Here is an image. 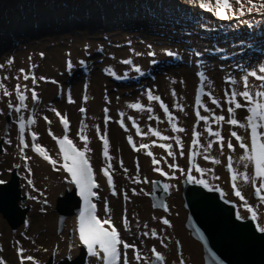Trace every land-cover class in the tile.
<instances>
[{"label":"bare ground","instance_id":"bare-ground-1","mask_svg":"<svg viewBox=\"0 0 264 264\" xmlns=\"http://www.w3.org/2000/svg\"><path fill=\"white\" fill-rule=\"evenodd\" d=\"M191 9L195 12L193 7ZM191 9L189 7H186L185 9H183V11L186 15L191 14L192 17H202L206 25L212 22L209 18V15L204 13L196 14ZM195 27L197 29V26ZM94 29L96 28L94 27ZM81 30L83 31L78 33L75 32L77 35H75L72 31H68V35L65 34L66 36L57 35V33H54V31H48L45 36H40L41 34H39L38 32L31 33L30 31H27L23 35H16L15 33V35L10 33L6 35H0V63H4L6 60L14 58V63L12 65L5 64V67L0 69V84H3L6 89L12 93L10 97L6 98L3 96L4 88H0V113H4L9 101H11L13 104L15 102L13 94L15 88H11V85H13L14 79L17 76H20L19 69H25L27 72H29L30 75L34 74L38 81L35 86L37 87L39 93L38 101L35 102L34 109L38 110L41 107L42 108L41 114H38L36 113V111H34V123L32 125V129L38 134V139L36 142L43 146L48 153L53 154L55 160L58 162L57 153L51 143L52 135H49V129H51L52 134H56L58 132V129L54 121L53 124H49V119L48 121H46L44 117L49 118L51 115L53 117L55 116V112L51 110L53 109L52 106H58L64 112H67V110L69 109L71 112H73L77 107L84 106L86 108V113L78 117L75 136L77 137L80 134H86L85 136H87L88 139L84 143V146L89 149V151H87L88 156L96 165V167L101 164H109L108 162L110 161V158L112 159L113 156L116 162L115 165L117 164L123 171L122 179L117 183L118 195L112 196L103 191L101 187L96 190L98 196L100 197L99 200L101 201V204L104 205L102 207V211L105 212L104 214L110 215L113 210V203L115 205L118 204L119 201L121 202L124 211L120 213L121 215L119 218L122 222L123 217H127L130 228V231H127V235H129V237H133V239L136 241L134 243L138 245V247L141 246L140 252L143 256L147 257L148 260L152 254L150 249L153 245H155L157 251L161 252L165 257V260L163 262H159L158 264H180L181 259L185 262V264H203L200 243L195 240L192 237L190 231L184 227L186 211L182 207L183 200L179 198L177 191V182L180 172H176L174 174V178H168L171 182L170 187L172 190V194L169 198H167L166 203L168 211H161L151 208L149 199L146 197L148 183L134 184L131 179L132 177H135L143 180V175L145 174H139V170L137 171L136 169L137 165L134 162H139V167L143 168V170L147 173L146 167L148 165H152V163H148L151 158L146 157V160H144L143 158L138 159L136 158V156L131 155L130 150L125 144L123 132L120 129V121L123 119L126 120L129 114L133 115L135 118H141L145 116V119H143L144 124H140L139 126H148L151 123L149 119L150 113L147 111L149 107L153 109L152 112H155L158 115L156 121L153 120L154 124L164 126V129L165 126L168 128L171 123L176 124L175 119H173L172 122H169L168 117L164 114L163 110L158 108L156 111V108L153 106V102H149L147 100V90L149 89V87H147L146 84V82L148 81V77L146 75L138 80V84L120 85L122 81L127 80L128 78L116 79L113 77L116 80V84H112L110 83V80H108V78L112 76L108 75L106 72L107 68H111L120 76H123L124 73L127 72L129 77L131 74L129 66L121 64L120 61L125 58H132L133 60L136 59L137 56L130 52V48L134 49L135 52H140V50H142V47H146L147 45H149L150 40H153L159 36L162 29H156L155 31L151 29H147L145 31L142 30L139 35H135L137 37H144L141 38L140 45L129 41V35H126L124 32H122V30L110 33L109 29L105 28L104 30H106L107 32H100L98 34L99 38L95 41L88 39L89 37L87 36L90 33H95V30ZM226 31L228 30L221 31L219 36L224 35ZM10 40L13 41L12 44L9 43ZM127 41H129L130 43ZM205 46H208L210 50L213 51L214 46L208 40V33H204L201 44L197 45L198 50L201 52L206 51V49H204ZM78 50L83 53L80 54ZM211 59L215 60V70L223 69L222 66L224 65L220 64L217 56H214ZM80 60L85 61L84 65H81L79 63ZM68 61H71L72 63L71 69H68L66 66ZM202 63V71L206 72V75L208 77V81L205 85V91L211 92L218 99L223 100L221 97V92H219L221 77L219 78V82L217 85L216 80L210 79L209 73L207 72V69L213 67L210 66L209 62ZM260 63H264V55L253 57V62L250 61L249 65L246 68L257 67ZM141 66H144L142 67L144 69L146 68L143 64H141ZM60 69L61 71H59ZM188 69L191 70V81L188 89V94H190L191 115V104L196 74L193 77L192 66ZM77 72L79 74L84 73V76L78 79L75 78ZM9 73H11V75L15 74L16 76L8 85L9 79L5 80V77H10ZM242 75L243 73L241 72H238L236 74L235 79H237L238 81L236 85L237 91L243 90L242 82L240 81V77ZM40 77H44L45 79L41 80ZM166 78L167 80H163V83L161 82L162 79L159 78L154 85L159 83L160 90L157 93L154 90L152 92L154 95L161 96L162 89L163 93L168 96V101H171L173 99L172 107L171 105H167L170 111L172 108L173 112L174 109L176 112H180L181 108L184 110V119L182 123H179L178 125L176 124V126L185 129V131L180 133L173 131L170 132V134L175 138L178 136L181 140L182 137L185 138V136L187 135L188 129L189 138L192 115L189 123V99H187L186 101L185 94L186 87H188V82H186L185 84L182 83L181 81H179L180 78H175L173 74ZM193 78L194 81L192 80ZM53 81H55V83H53ZM17 82L21 86L27 83L29 91L27 93L26 103H28L31 97V80L25 82L21 76V78ZM258 83L259 82L255 79L249 78V84L256 85ZM124 86H130V95L121 94L126 89L120 87ZM111 89H113L114 92L109 94L108 91L110 92ZM173 90H175V95L172 94ZM253 92H255L254 88ZM54 94L58 96V101L51 103L50 98ZM69 95L71 96L72 100L75 101L74 103L68 102ZM84 97H87L86 102L84 101ZM204 99L207 103L206 97ZM136 102L142 105L141 110L130 109L128 107L130 103ZM208 103L210 107L215 108V106L210 105V101ZM106 107L109 109L108 116L110 117L107 124H105L104 121V109ZM226 109L227 104H225L224 107L220 110L215 109V111L216 114H221L223 113V110L226 111ZM200 111L202 112V109H200ZM242 111L244 110H236V118L241 122H245V116H242ZM120 113H123V116H121ZM170 115H172L173 118H177L174 117L173 114ZM2 117H4V114H0V124ZM14 120L15 115H13L12 113V123L10 126V131L11 133L14 132L15 146L13 147V152L11 151L10 146H8V151L0 157V164L4 161L11 163L12 157H15V160H13V162L19 164L20 170L23 173V181L27 185V179H31L37 189L36 191H33L27 185L30 195L35 196L36 200L29 199V201L32 203L30 218L31 220L25 226L20 228L15 236H10L9 239L5 238L3 236L4 229L2 224L0 223V259L5 260L7 264H18L16 252L18 248L23 247V249L25 250L24 255H31L35 258L36 261L41 260L46 253L53 252L54 255H51H53V257L58 260V264L65 263V260H72L74 258L73 256H76L78 252V241L76 235L73 232V229L75 227V217L66 214L67 207H65L64 205L62 207L61 205H58V201L66 195L61 194L65 193V189L70 188L71 184H63L61 181V178L65 177L63 173L60 172V175H58L54 171V168H59V163H57L55 166H45L41 162L37 161L28 152L24 154L27 157L31 158L27 161V163L22 159L18 161V159L16 158L17 147ZM68 122L70 131L71 123L69 119ZM81 123H83V129H81ZM102 124L104 126H102ZM211 126L217 127V131H220L222 127L215 125L214 122ZM97 128L100 129L99 134L107 131L112 135V139L111 141H109V155L108 158L104 159V163H101L98 160V140L94 139V136L98 134ZM171 129L172 128H169V130ZM204 129L205 125L203 124V122L199 121V125L196 131L202 133L203 135L198 138L197 144L194 147V152L196 154L194 155L193 163L191 164L193 175L194 177L205 179L207 182H209L210 185L221 186L224 191L223 194H225L226 196L235 197L232 187L233 173L226 172L223 170V168L224 166L228 167L227 157L231 155L233 158V172L239 171L240 173H243L245 171L243 168V164L245 162L239 159L242 155V150H240L237 146L236 151L232 153L227 149V145H224L223 152H221L219 146L216 145V149L213 147L211 150L205 153L204 148L207 144L205 136H207V133L204 131ZM222 129L224 128L222 127ZM232 130H236L238 134L246 136L243 129L233 127ZM139 138L149 139V137H147L145 134L135 135L133 144L135 143V140ZM232 139L233 143L235 144L236 142L234 138ZM40 141H47V145L41 144ZM187 141L185 143L184 154L186 152ZM142 144L145 143L143 142ZM225 144H227V142ZM112 149L114 151L113 155L111 153ZM151 150L154 154V157L157 159L158 164L163 166V170L168 172L169 174H172V169L168 167V160H166L164 157L165 155L160 152L161 148L155 145L152 146ZM205 155L209 156V160L204 159ZM178 158L179 154H177L176 156V159ZM213 158L215 160H219L220 163H212L211 160ZM144 161H147V163H145ZM165 161H167V163H165ZM198 162L200 163V166L205 169L203 176H201V174L198 175L194 171V168ZM184 164L185 171L187 166L185 159ZM27 168H31L32 175L28 174L26 170ZM125 168L128 169L127 173H125L124 171ZM110 170L113 175V182H115L114 187L116 189V169L111 168ZM247 171L250 176L251 167H249ZM154 175L156 176L155 171ZM217 176L219 177V179L215 178ZM235 183L237 185L236 190H240L242 192V195L247 198V200L251 204L254 205V211H256L258 214L259 222L264 224V219L262 218L264 217V201L253 199L252 196L249 197V193L251 194L252 192V183L250 181L245 182L243 175L238 176ZM141 188L144 190L143 192H140ZM133 189H136L135 195H133ZM22 191L23 190L21 187V192ZM125 195H127L128 197L127 200L124 199ZM19 200L21 201L20 194L18 195L16 201L17 210H21L22 207L20 206V204L25 205L26 202L24 199L19 204ZM41 200H44V202L45 200H47V203H45L42 213H37V201H39L40 203ZM94 201L97 204V215L99 218H101L100 216H102L103 214L101 213L100 207L98 206V200L95 199ZM105 202H107L108 206L107 211H105ZM243 205L244 204L242 202H238V210L243 214V216H245L246 207H244L242 210ZM28 209L29 207L26 206L25 210L27 211ZM153 217H156V219H153ZM161 217L167 218L170 221L172 227L163 225L160 222ZM145 224H147V228L144 227ZM153 229L157 231L160 239L154 240L151 238V231ZM117 230L120 231V229L118 228ZM144 231L149 232L148 237H144L142 235ZM161 240H163V244L161 243ZM18 241L19 243H17ZM164 245H167V247H165ZM69 246H71V248ZM128 255L130 257L133 256L132 250L128 252ZM69 256L71 257L70 259L68 258ZM43 262H41V264ZM91 264H99V262L92 258ZM132 264H136L135 260L132 261Z\"/></svg>","mask_w":264,"mask_h":264},{"label":"snow or ice","instance_id":"snow-or-ice-1","mask_svg":"<svg viewBox=\"0 0 264 264\" xmlns=\"http://www.w3.org/2000/svg\"><path fill=\"white\" fill-rule=\"evenodd\" d=\"M190 4L194 7H198L199 10H203L207 13H211L215 16L216 19L221 21H233L236 20L238 23L236 24V28H239L240 25H243L247 29L255 30L257 27L264 25V0H214V3L209 0V2H203V0H189ZM245 16L255 17L259 16L261 19L258 21L255 20H248L245 19ZM201 27H205L207 30H211L208 26L204 23L201 24ZM130 43V42H129ZM87 47V46H85ZM152 45L149 44L148 48L149 51L147 52L148 57H152L150 63L152 65L157 64L156 52L152 51ZM245 47V42L241 39L240 48L243 50ZM213 51L220 52L222 49L213 48ZM130 52H132L135 56L139 57L143 55V53L135 52L134 49L130 48ZM163 54L168 57L176 58L178 54L172 50L164 49ZM194 57L200 58L203 56V52L197 50L191 53ZM43 55V54H41ZM114 58V57H113ZM14 63V58H10L6 60L4 63H0V69L5 67V64L12 65ZM79 63L84 65L85 61L80 60ZM121 64L129 66V68L139 76H145L146 73L142 70L141 66L135 64L132 58H125L120 61ZM199 64V60L197 61ZM67 68H72L71 61L67 62ZM202 67V65H200ZM35 67V66H33ZM236 70L243 73L240 77V81L242 82L243 90L237 91L236 85L238 83L237 79L233 76L229 75L226 76L224 79V83L230 86L227 90L223 93V100L218 99L214 96L211 92L205 91V85L208 81V77L206 72L204 71H197L196 76L198 77L200 87H198L195 91V105L197 106V111L195 113V117L197 121L203 122L205 125L204 131L207 133V137H216L218 140L216 143L219 145L221 152H223L224 145H225V137L222 134V131H214L213 127L211 126L214 122L217 126H222L223 124H227L228 126H233L239 129H243L246 136H242L238 134L236 130H230L228 132V139H227V149L229 152L234 153L237 149V146L240 150H242V155L240 156V160L244 161L243 164L244 172L240 173L239 171L233 172V165H232V156L229 155L228 159V171L232 174V187L234 190V195L240 198L241 201H245V197L242 195V192L237 189L236 180L238 176L243 175L245 182H251L252 185L255 187V196L260 201H264V63H260L257 67L254 68H246L241 64L236 65ZM20 76H17L15 79L19 80L22 76L25 82L31 80L33 86H35L38 81L34 74L30 75L25 69H19ZM106 72L108 75L116 78V79H125L128 78V73L125 72L123 76L118 75L115 71L111 68H107ZM249 78H253L259 83L256 85L249 84ZM9 79V77H5V80ZM41 80L45 79L44 77H40ZM55 83V81H53ZM0 88H4L3 96L10 97L12 95L3 84H0ZM253 88L255 92H253ZM24 92L21 91V85L17 83L15 85V96L17 103L13 104L11 101L8 102L7 108L10 114L11 112H15L18 119H19V126H18V144H19V153L20 159L24 160L26 163L30 157L24 155L25 149L29 147L28 143H26L25 131H26V124L24 122L25 117L20 115L22 112V106L26 107V95L29 91L27 83L23 85ZM31 99L33 102L38 101V93L33 87L31 90ZM173 95H175V90H173ZM205 97L208 98L210 101V105L215 106V108L210 107L209 103L205 102ZM147 100L149 102H156L160 101L159 107L163 110L164 114L168 117L169 122H172L174 119L172 115H170L169 107L161 101L160 96L154 95L151 89L147 90ZM84 101H87V97H84ZM69 103H74L75 101L72 100L71 96L68 97ZM227 104V119L224 114H216L215 109H221L224 105ZM234 105V107H233ZM130 109L141 110L142 105L138 102L130 103L128 105ZM202 109V112L200 111ZM244 109L246 110L247 115L244 117L246 122H241L236 118V110ZM53 112L56 113L57 116H60V112L56 109H51ZM183 110L182 108L180 109ZM149 113L153 111L151 107L147 109ZM81 114L86 113V108L81 107L79 109ZM109 109L106 107L104 109V121L107 124L110 117L108 116ZM4 114V113H0ZM5 114V115H7ZM123 116V113H120ZM46 121H48L47 117H44ZM132 121L133 126H136V122L132 117L128 118ZM149 119H153L150 115ZM34 123V120L31 116L27 119V125L30 126ZM50 124L51 122L48 121ZM61 123L63 124V128L65 131L69 128V122L66 118L61 119ZM120 126L123 128L125 127V123L123 120L120 121ZM81 129H83V123H81ZM172 130L174 132L180 133L184 132L185 129L179 128L176 126L175 123L172 124ZM152 136L159 137L161 141H168L170 138L166 135H161L159 131L149 129ZM97 132L99 134L100 129L97 128ZM49 135H53L51 129H49ZM137 135H140V130L137 127ZM203 134L196 131L195 129L192 131V145L197 144L198 138H200ZM235 140V144L233 143V139ZM38 136L35 132L31 134V150L41 156L44 160L48 161L49 164L55 166L58 162L52 159L46 152V149L37 143ZM53 139H56L57 144L60 149V154L62 156L63 163L60 168L55 169L57 171L62 170L63 172L68 174L70 180H67V183L74 185L75 193L80 198L82 205L79 209V216H78V240L79 243L86 247L87 250V257L88 261L87 264H91V259L95 258L99 264H132V261L135 260L136 264H151V261L148 260L147 257L143 256L140 252L139 247L135 243L127 242L121 235V232L117 230L114 226L111 219H103L101 220L98 218L97 215V204L93 202V199L99 200L100 197L98 196L96 189L100 187V184L97 182V179L94 176L93 167L89 163V159L86 158L85 153L89 151L87 147L83 150H79L76 146L73 145V141L68 138L67 135L64 136L63 139H58L53 135ZM83 140L84 137L81 136ZM3 143L11 144V140H5ZM128 143L133 144V138L131 136L128 137ZM176 145L181 146L180 138L177 136L175 138ZM214 144L212 140H208L206 147L204 148V152L207 153L209 150L213 148ZM136 151L140 149H136L135 145H133ZM149 147L148 144H141V149H147ZM159 147L161 149H167V155L172 157L173 160L176 159L174 154L173 145L170 143H160ZM103 151L105 158H108L109 155V140L107 138L103 139ZM196 153L193 152L188 156V159L191 160L192 156ZM147 155L152 158V165H157L158 161L154 157L152 151H148ZM180 155L183 156V150H181ZM205 160H209V156H204ZM212 163L219 164V160H215L214 158L211 160ZM167 163V161H165ZM123 166V165H122ZM19 167V165H16ZM170 169H172V174L164 171L160 167H154L152 170L158 172L161 177H168L169 179L174 178V174L176 172H180L181 174H185L184 170L179 167L178 164L170 163L168 165ZM251 167L253 169L254 175L249 176L247 169ZM108 168L111 169L112 165L109 164ZM29 175H32L31 168L26 169ZM139 170V164L137 162V171ZM125 173H127L128 169H124ZM195 173L201 174L203 176L205 169L200 166H195L194 168ZM103 176L107 177V184L110 189H112V195H118L114 187L113 177L109 175V171H103ZM219 179V177H215ZM132 182L136 183H148L149 181L147 178L140 180L138 178L132 177ZM186 180L187 182L195 183L197 185L202 186L203 188L209 191H217L220 192V188H213L210 187L209 182H207L203 178H194L193 169L189 168L188 172L186 173ZM7 181L0 179V185L6 184ZM153 187L159 185V181L151 182ZM258 184V186H257ZM27 185L33 190L36 191V187L33 184L31 179H27ZM133 195L136 194V189H133ZM144 190L141 188L140 192ZM163 191H169V184L165 183L163 185ZM223 195V193H221ZM28 199L36 200L35 196H28ZM124 199H128L127 195L124 196ZM226 203L228 201H225ZM47 203V200H45ZM164 207V211H168L167 206L162 205ZM246 211L250 214L248 217L251 221L255 224V231L260 233L264 236V224L260 223L258 220V214L256 211L253 210L252 206L247 205L245 202ZM108 210L107 202H105V211ZM245 217L241 216L238 212L236 214L237 220H242ZM156 219V217H153ZM123 226L125 231H130L129 228V221L127 217H123ZM160 222L168 227H172L170 221L167 218L161 217ZM107 225V227H105ZM147 228V224L144 225ZM144 237L149 236L148 231H144L142 233ZM151 238L152 239H160L158 233L155 229L151 231ZM19 243V241L17 242ZM163 244V240H161ZM167 247V245H164ZM71 248V246H69ZM129 249L132 250L133 256H129L128 252ZM151 253L153 254V258L158 262H163L165 260L164 255L157 251L155 245H153L150 249ZM25 250L23 247L17 249V259L18 264H39L38 261L31 255L25 256ZM71 258L70 256L68 257ZM0 264H7V262L3 259H0ZM180 264H185V262L181 259Z\"/></svg>","mask_w":264,"mask_h":264},{"label":"rangeland","instance_id":"rangeland-1","mask_svg":"<svg viewBox=\"0 0 264 264\" xmlns=\"http://www.w3.org/2000/svg\"><path fill=\"white\" fill-rule=\"evenodd\" d=\"M174 5H176L177 7L176 8L173 7L172 0H0V35H6L9 33L10 34L15 33L16 35H23L27 31L28 32L30 31L31 33L38 32L39 34H41L40 36H45L48 31H54V33H57V35H61V36L65 34L68 35V31H72L74 32L75 35H77L76 33L83 31L81 29H86V30L96 31L95 33H90L89 35H87L89 37L88 39L95 41L99 38L98 34L100 32L101 33L107 32L106 30H104L105 28H107L109 29L110 33L122 30V32H124L126 35H129L128 36L129 41H132L133 43L140 45L141 38L144 37H137L135 35H139L140 32H142V30L145 31L147 29H151L155 31L156 29L157 30L162 29L159 36L153 40H150L149 43L153 46L151 50L156 52L155 59L157 60V64L152 65L150 63L152 57L147 56V52L149 51L148 45L146 47H142V50H140V53H143V55L137 57L133 61L137 62L135 64L139 63L140 66L141 64H143L147 69H149V73L146 75L148 77V81L146 82V84L147 87H149V89H152V91L154 90L156 93L160 90V85L159 83L156 85L154 84L159 78L162 79L161 82L163 83V80H167L166 77L171 76V74H173L175 78L179 77L180 78L179 81H181L182 83L185 84L186 82H188V87H186V93H185L186 101H187V99H189L190 97V94H188V89L191 81V74H190L191 70H189L188 68H190L191 66L192 68H194L193 65L194 56L191 53L198 50L197 45L201 44L202 37L204 35V30L196 29L195 26H197V24L201 25L202 23H204V20L202 18L192 17L191 14L186 15L183 11L182 13L180 12L178 13V5L175 3ZM174 10H177V13H175ZM256 17L257 18L254 19L255 21L261 19L259 16ZM250 18L253 19V17ZM236 24L233 25V28L226 31L222 36H219L220 31L226 30L229 27L222 28L219 25L217 26L216 30L218 31V33L215 36L211 35L213 39L210 36H208L210 37L208 38V40L210 41L211 44H213L214 48L222 49V51L220 52L212 51L208 46H205L204 49H206V51L203 52V56L200 58L201 61L198 64V66H200L203 65L202 62L205 63L209 62L210 66L213 67L207 69V72L209 73V77L212 80L215 79L217 85L219 82L218 80L221 77L220 82H222L223 93L225 90H227L230 87L224 83L225 77L231 75L234 78H236V74L240 72L236 70L237 64H241L247 67L250 61L253 62V57L264 55V25L257 27L255 30L250 29L248 31L247 28L244 30H240L239 28H236ZM94 27L96 29H94ZM241 39H243L245 42V47L243 48V50H241L240 48ZM9 43L12 44L13 41L10 40ZM164 49H168L176 52L178 54V57L173 58L164 55L163 54ZM78 51L80 54L83 53L80 50ZM214 56H217L218 61H220V64L224 65L222 66L223 69H219V70L214 69L215 60L211 59ZM61 69L59 71H61ZM9 74L10 77H9L8 85L10 84V81L16 76L15 74L14 75H11V73ZM83 76H84L83 73L79 74L77 72L75 78L78 79V78H82ZM135 76H139V75L135 74ZM16 80L17 79H14L13 83H15ZM108 80H110V83L116 84L115 83L116 80L113 77L108 78ZM122 84L135 85L138 84V82L137 81L135 82L133 81V78L132 79L130 78L129 81H125V82L122 81L120 85ZM33 87H35V90L38 93L37 87L36 86ZM120 88L126 89L121 94L130 95L131 93L130 86H124ZM112 92H114L113 89H111L110 92L108 91L109 94ZM161 92H162V95L160 96L161 101L168 106L171 105L172 107L173 99L171 101H168L167 99L168 96L163 93L162 89ZM55 101H58V99H56L55 97L50 98V102L53 103ZM159 103L160 101L153 102V106L156 108V111L158 108H160ZM80 108L81 107H77L73 112H71L69 109L65 113L61 109L57 110L60 113L67 115L68 118L70 119L72 123V133L74 132L73 126L74 124L77 123L76 117L81 115V113L79 112ZM183 111L184 110L180 112H176L174 109L173 112V108L170 111V114H173L174 117H177L174 118L177 125L179 123H182L184 119ZM7 112L8 111L5 108L4 117L1 118L0 136L4 135V141L11 140V144L3 143L4 151L0 155V157L8 151V146H10V149L13 152L14 136L10 131V124H9L10 122L7 124V127H5V120H6L5 114H7ZM150 115L151 116L153 115L152 116L153 119H150L151 123L146 127L144 126L145 128L138 126L140 124L142 125L144 124L143 119H145V116L141 118H135L133 115L129 114L126 120L128 123H132V121L128 119L129 117H132L135 120L136 125L138 124L137 126L139 127L140 131L143 128L145 130L151 128L153 130L163 132V134L161 135H166L170 138L168 141H161L159 137H155V140L158 144L160 143L174 144V137L170 134V132H173V130L172 129L169 130V128H172L173 123H171L168 128L165 126L164 129V126L154 124L153 120L156 121L158 115L155 112H151ZM188 118H190L189 115ZM102 126L104 125L102 124ZM103 134H105V136L109 139V141H111L112 135L110 133L107 132ZM135 134L137 135V133ZM141 134L142 133L140 132V135ZM131 137L134 138L133 136ZM185 139L186 136L185 138L182 137V141H185ZM126 143H128V138ZM139 143H142L140 139L137 140V142L135 143L136 149ZM179 147L181 151V146ZM113 152L114 151L112 149L111 152L112 155ZM130 153L131 155L136 156V158L142 159V157L140 156L142 152L140 150L136 151L135 149L134 150L130 149ZM182 159L183 156L180 155V160L182 161ZM115 163L116 162L112 156L111 164H112V168L116 169V173H115L116 191L118 192L117 183L119 180L122 179L123 171L121 170V167H119L117 164L115 165ZM134 163L137 165V162ZM138 164L140 163L138 162ZM180 164L182 167L184 166L183 161ZM16 165L17 164L15 163H10L7 161L1 163L0 179L8 180L9 172L11 168ZM17 168H18V173L20 174L19 185L20 187H22L23 190L22 192L20 190V195L25 194V201H26V202L24 201L25 205H21L20 204L21 201L19 200V204L22 208H25L26 206L29 207L25 216L24 224H26L31 220L30 218H31L32 203L28 199L30 193L28 191L26 184L23 182L22 175L19 171V167ZM142 173H145L143 175L144 178L148 177L149 189H147L148 192L146 196L148 197L149 193L151 192L150 184L153 179V172L151 171L148 172L147 174L146 171L143 170V168L139 167V174ZM169 190H170V194H169L170 197L172 191L170 188ZM178 196L182 200L180 194V182L178 184ZM167 198L165 204L167 203ZM233 200L237 204V201L235 199ZM44 206H45L44 200H41L40 203L39 201H37V213H42V211L44 210ZM112 208H113L112 213L110 215L108 214V216H110L113 219L116 226L120 229L122 237L125 240H127V242L129 243L136 242L132 236L129 237V235H127V231L124 230V226L122 225L123 222H121L119 218L121 215L120 213L124 211L121 202L119 201V203L115 205L113 203ZM237 213H238V209H237ZM0 223L2 224L4 229L3 236L8 239L10 236H15L18 230L22 227V225L17 226L16 230L12 232L6 220L1 215H0ZM140 247L141 246H139V249ZM130 250L131 249H129V252ZM201 252H202V248H201ZM51 254H53V252L46 253L44 257L38 261L39 264L43 261L44 262L48 261V258L51 256ZM152 260L155 259L152 257ZM57 261L58 260L52 256V264H56Z\"/></svg>","mask_w":264,"mask_h":264},{"label":"water","instance_id":"water-1","mask_svg":"<svg viewBox=\"0 0 264 264\" xmlns=\"http://www.w3.org/2000/svg\"><path fill=\"white\" fill-rule=\"evenodd\" d=\"M184 193L194 236L204 243L208 251L207 264H264V236L256 233L249 221L234 220L230 207H225L213 194L198 187L188 186ZM65 194L58 205L67 207L66 214H70L78 202L72 191L67 190ZM18 195V179L13 171L10 180L0 185V213L12 229L24 221L26 212L25 208L17 210ZM24 199L22 197L21 201ZM82 260L80 249L74 259L59 264H80ZM42 264H52V257Z\"/></svg>","mask_w":264,"mask_h":264}]
</instances>
